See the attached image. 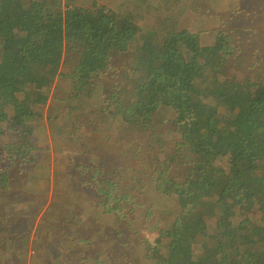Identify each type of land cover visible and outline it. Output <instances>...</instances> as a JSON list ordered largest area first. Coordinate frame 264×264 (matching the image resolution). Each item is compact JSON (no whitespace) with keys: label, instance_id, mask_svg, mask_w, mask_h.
<instances>
[{"label":"trees","instance_id":"obj_1","mask_svg":"<svg viewBox=\"0 0 264 264\" xmlns=\"http://www.w3.org/2000/svg\"><path fill=\"white\" fill-rule=\"evenodd\" d=\"M145 1L116 10L106 0H34L21 9L14 0H0V187L4 193L5 183L19 175L9 171L11 150L4 147L1 128L16 127L18 147L33 153L34 126L22 124L41 117L49 88L59 87L63 111L78 121L67 139L86 160V168L71 173L67 183L92 180L95 214L110 226L123 221L133 233L134 225L149 222L124 264H264V54L240 56L227 37L208 36L215 43L207 44L206 65H200L185 47L199 44L202 29L168 32L158 42L150 29L162 17L146 16L162 12L163 1ZM189 1L170 0L163 17L173 20ZM187 20L194 25L195 15ZM152 23L143 35L135 34L139 25ZM260 33L264 44V29ZM228 62L239 68V78L228 81L232 88L218 78L227 75L222 65ZM77 89L82 96L87 92L89 120L74 104L81 99ZM165 126L173 128L162 135L158 127ZM131 133L142 141L125 147ZM169 133L174 140L165 138ZM102 149L113 154L93 156ZM30 161L24 171L37 172ZM74 162L69 156L67 169L76 170ZM58 170L59 178L66 177ZM154 173L165 178L159 186L147 177ZM126 180H138L149 191L153 186L154 193L133 203L116 192ZM128 201L133 209L126 208ZM193 204L200 211L189 219ZM150 215L159 218L156 226ZM85 220L76 218L77 224Z\"/></svg>","mask_w":264,"mask_h":264},{"label":"rangeland","instance_id":"obj_2","mask_svg":"<svg viewBox=\"0 0 264 264\" xmlns=\"http://www.w3.org/2000/svg\"><path fill=\"white\" fill-rule=\"evenodd\" d=\"M64 1L66 2L67 0H62V3H64ZM98 1H102L103 3L105 0ZM106 1L107 5L113 6L116 10L133 8L134 6L133 0ZM135 1L136 3L144 4L145 0ZM206 1L207 0H190L189 7H187L188 11L183 9V15L180 16V20H182L183 23L181 25H179V23V26L177 25L176 31L186 29L193 33L195 30H198V28H202L201 23L194 22V25H191L187 20V16L191 18V16L195 14H197L199 18L204 17V30L212 28L218 19L210 16H203L207 15V12L210 11V9L206 10L204 8ZM14 2V7L21 9L34 2V0H14ZM218 6L220 9L228 10L229 2L227 0H222V6L220 5V2ZM251 8L255 10L254 12L256 14H259L252 20V25L257 27V29L264 27V0L253 3ZM137 12H139V10ZM150 12L161 13L160 10H151ZM150 12L147 14L149 16H153ZM229 15H234V13ZM132 16V13H130L129 17L131 18L133 25H135L136 21ZM152 25L153 23L148 28H146L145 25H139L137 29H134L135 34L143 35L152 27ZM167 29L165 30L161 26L157 25L156 28H151L150 32L156 35L155 38L159 42L160 37L169 34ZM174 31L175 28L170 30L171 33ZM241 31L242 26L239 21H236L235 23L228 22V24L223 23L218 30L214 32V35L208 36H212L215 39L219 35L227 37L229 39V47L234 51V43L237 38V43L239 45H248L249 48L247 49V54L251 55L253 47L250 42L254 39H242L240 37ZM208 36L199 35L198 45L185 47L187 54L189 53L191 57L195 56V60L200 65H206L203 57L209 50L207 44L210 43L211 45H214L215 43V41L211 40L212 37ZM260 39V35H257L256 40L259 41ZM232 62L222 65V69H224L227 73L225 77L218 75V78L223 77L222 84L229 88H232L233 86L228 83V81L236 78L238 73V69H236L237 65ZM205 71L208 75V79H210V77L212 78V74L209 72L210 66H206ZM239 76L240 75L238 74L237 78H239ZM241 79L242 81H245L247 80V77L242 75ZM100 86L102 87L103 85ZM56 88L54 86L49 88L48 101L43 105L45 108L43 115L41 117L36 115L34 120L28 118V120L22 124L23 126H29L31 124L34 126L32 129V135L36 149L33 153H30L27 149L18 147L16 138L19 136L20 131L17 130L16 127H7L4 125L1 128V131H3L1 135L4 147H8L11 150L9 171H13V176L17 173H19V175H17L15 179H11L12 181L5 183L4 186H7L9 189L4 191V193L3 188L0 187V240L3 239V236H6V238H9L6 239L7 243L9 240H15L17 243L14 248H9L7 246L0 248V252H2V249H5L6 251H10L9 253H12L8 257H0V264H124V257L126 253H128V249L135 248L136 243H138L146 234L143 230H148L150 228L149 226L146 227L149 225L147 219H145L146 222L143 224L134 225L132 230L133 233H131V226H129V224L124 226L122 224L123 221H119L117 224L110 226L107 223V219H99L98 217H95L92 214L93 211L88 209V207L86 211L77 210L75 217H72L71 214L60 217L61 213L58 212L61 211L50 207L51 204L55 205L58 203L59 195H63V192H58L56 191L58 189L55 190V188L58 187L64 190L67 186L66 180L71 176V173L74 175L77 173V170H84L86 168V160L78 152V144L75 141L67 139L68 133L76 130L75 123L78 121L77 119L69 118L67 116V112L63 111V104L61 102L62 91ZM77 92L80 94L81 99L78 100L76 98L74 100V104L81 107L84 113H86L84 114L83 120H89L91 117L90 112L93 109L85 102L87 92L85 94L83 93V96L82 91L77 89ZM101 116L109 121L107 115L102 114ZM172 128L173 127L170 126L158 127V131H161L162 135H167L168 132L172 131ZM120 130L121 129L118 128V137ZM89 131L90 134L94 133L93 137H96V129L94 126H90ZM20 137L28 141L27 134L23 133ZM165 138L174 140L171 133H169V135ZM139 139V137L136 139L135 133H131V136L127 137V141L122 143L125 147H127L133 143H139L142 141V139ZM112 151L113 149H102L99 153L93 156L99 159L101 158V155H105V157L108 158L111 154H113ZM69 156H74L75 158L74 165L76 170L74 171L67 169L66 167V161ZM28 157L31 158L32 161L30 162L35 167H39L37 172L29 171V168H26L24 171V163L28 161ZM113 160L117 161V158ZM116 163L117 162L114 164L116 165ZM26 164L31 166L30 163ZM47 166L51 167L48 172L50 173V176L48 173L45 174L44 171ZM59 168L62 169L63 173L66 175L65 178H62V180H60L57 174ZM110 168L111 167H107L108 171ZM29 176L34 177L33 180L27 181ZM147 177L151 179L150 181H152L155 186H159V184L161 185L165 179L164 177H160L159 173H154L153 175L147 174ZM36 179L40 180V182H35ZM139 183L140 182L138 180H126L122 185L123 190L122 187H120L116 192L119 194L122 191L123 197L130 195L133 197L131 198L134 200L133 203L138 202L137 197H144L145 200H149V193H154V187L151 186V191H149V188H146L145 185L143 186L142 183H140L141 185ZM130 185L135 186L136 189L129 187ZM85 189L87 191L88 185H85ZM82 191V187H76L75 191L72 193V198L75 199L79 196L82 198L84 195ZM5 192L9 193L5 194ZM172 192H175V189H172ZM182 203H184L183 200ZM193 205L194 206H192V208H194V210L190 213V217L188 216L189 219L194 217L193 215L196 211H200V209L195 206L196 204ZM72 206V203L68 202V205L62 211H68L72 208ZM126 208L128 210L133 209L134 205L130 204L128 201L126 202ZM152 208H147V215H149L150 210H153ZM87 213H91V217H87ZM7 214L9 217L15 218L17 225L16 228L8 225L10 227V230L8 231L5 230L9 220ZM70 217L72 220L71 223L69 222ZM77 217H81V219L85 217L86 220L83 223L77 224ZM60 218H62L61 222L59 220ZM149 218L151 220V224L156 226L159 218H155L154 215H150ZM87 219H89V221H87ZM186 223L188 224V222ZM154 230H156V227H154ZM19 241L28 243L29 248L23 246L18 247ZM119 241L122 243H118ZM6 242L4 240L0 243V245H6ZM77 249H79L81 258H78L77 256ZM23 256L24 258H21ZM51 259L53 260L52 263L50 262Z\"/></svg>","mask_w":264,"mask_h":264},{"label":"crops","instance_id":"obj_3","mask_svg":"<svg viewBox=\"0 0 264 264\" xmlns=\"http://www.w3.org/2000/svg\"><path fill=\"white\" fill-rule=\"evenodd\" d=\"M158 1H163V5H160L161 8H164L163 11L161 13H152L150 12L153 16H146V17H149V18H154V19H157L159 18L160 16L162 18H160L159 20V23L157 24L158 26H161L162 28H164L165 30L167 29V31L170 32V30L174 29L175 28V31H176V27L177 25H181L183 22L182 20H180V16L183 15V9L187 10V7L185 8H181L182 11H180V14L178 13L173 20H167L166 17H163V16H166L167 15V9H168V3L170 0H158ZM179 1H182V0H179ZM229 2V8L228 10L226 9H220L218 4L220 2V5L222 6V0H211V3H210V0H207L204 4V8L206 10L210 9V11L207 12V15H203V16H210L212 18H215V19H218L217 22L213 25L212 28L208 29V30H204L203 29V24H204V17L202 18H199V16L197 14H195V18H196V22H199L201 23L202 25V32L204 35H214V32L218 30V28L223 24H228V22H231V23H235L236 21H239L240 25L242 26V31H241V35L240 37L243 39V38H246L247 40H249L250 38H253L254 40L251 41V45L253 47L252 51H251V55L247 54V49L249 48L248 45H239L237 43V38L235 40V43H234V49H235V52L236 51H241V55L240 56H245V57H248V58H251L252 56H258V55H262L264 54V45L263 43H260L259 41L256 40V33L258 32L257 35H261V31L264 29L263 27L260 28V29H257V27H255L254 25H252V20L254 19V17L258 16L259 14H256L251 6L253 5V3L255 2H261L263 0H227ZM151 2V1H150ZM174 6L171 5V8H173ZM225 8V7H224ZM215 14H213V13ZM231 13H234V15H229ZM220 15V16H218ZM202 16V15H201ZM200 16V17H201ZM155 25V26H157ZM178 25V26H179ZM155 26L153 28H155ZM174 31V32H175ZM249 62H251L250 59H248ZM235 63V62H234ZM236 64V63H235ZM237 65V64H236ZM236 69L239 70L238 67H236ZM34 177L32 176H29L27 178V181L28 180H33ZM62 178H65V177H62ZM62 178H60V180H62ZM39 180H35V182L38 183ZM34 182V181H32ZM91 183H93L92 180L90 179H82V178H75L71 181V183H67L66 187L64 188V190H62L61 188H58L56 187V191L58 192H63V195H59V201L57 204L55 205H50V207H52L53 209H57L59 211H62L67 205H68V202H71L72 203V208L68 211H63V212H66V213H69V215L71 214L72 217H75V213L76 211H86L87 210V207L88 209L92 210V214L97 217V215L95 214V204H96V199H97V196H98V192H97V189L95 186H93ZM85 185H88V189L86 191L85 189ZM82 187L83 189V199L79 196L75 199L72 198V193L73 191H75V188L76 187ZM66 192V193H65ZM7 217L8 214H7ZM87 217H91V213H87ZM11 219V220H10ZM11 225L13 226L14 228H16V222H15V218L14 217H9V220L7 222V225ZM5 227V230L8 231L10 230V227L8 226L7 229ZM122 228V227H120ZM125 228V227H124ZM15 230V229H14ZM126 231V229H125ZM28 237V236H26ZM24 237V238H26ZM6 239H9V238H6V236H3V239L0 240V243H2L4 240L6 242ZM122 241V240H121ZM121 241H119L118 243H122ZM7 243V242H6ZM17 245V243L15 242V240L11 241L9 240L8 243L5 245V244H2L0 245V248H3L5 246L9 247V248H14L15 246ZM26 247V248H29V244L28 243H24L22 241H19L18 243V247ZM10 251H6L5 249H2V252H0V257H8L9 255H11L12 253H9ZM128 253H126L127 255ZM21 258H24L21 257Z\"/></svg>","mask_w":264,"mask_h":264}]
</instances>
